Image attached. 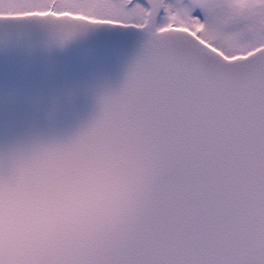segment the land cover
Listing matches in <instances>:
<instances>
[{
  "label": "snow or ice",
  "instance_id": "6c2138e0",
  "mask_svg": "<svg viewBox=\"0 0 264 264\" xmlns=\"http://www.w3.org/2000/svg\"><path fill=\"white\" fill-rule=\"evenodd\" d=\"M30 24L60 44L104 26L147 36L121 90L55 150L110 163L135 211L54 264H264V0H0V25Z\"/></svg>",
  "mask_w": 264,
  "mask_h": 264
},
{
  "label": "water",
  "instance_id": "95a60500",
  "mask_svg": "<svg viewBox=\"0 0 264 264\" xmlns=\"http://www.w3.org/2000/svg\"><path fill=\"white\" fill-rule=\"evenodd\" d=\"M146 39L134 28L104 26L60 44L39 24L0 25V264H54L80 251L16 249L11 242L22 209L55 202L86 178L89 161L81 165L55 150L85 133L104 100L121 90ZM19 154V165L10 167Z\"/></svg>",
  "mask_w": 264,
  "mask_h": 264
},
{
  "label": "clouds",
  "instance_id": "9594fccd",
  "mask_svg": "<svg viewBox=\"0 0 264 264\" xmlns=\"http://www.w3.org/2000/svg\"><path fill=\"white\" fill-rule=\"evenodd\" d=\"M138 200L139 194L125 190L115 167L93 158L87 165L86 178L57 201L21 210L20 231L11 246L40 251L60 246L86 249L100 234L120 228L135 211ZM51 218H55V224L49 222ZM2 243L5 249L9 247L6 236Z\"/></svg>",
  "mask_w": 264,
  "mask_h": 264
},
{
  "label": "rangeland",
  "instance_id": "374dc122",
  "mask_svg": "<svg viewBox=\"0 0 264 264\" xmlns=\"http://www.w3.org/2000/svg\"><path fill=\"white\" fill-rule=\"evenodd\" d=\"M193 14L195 16H198L201 19V21L204 20V14L199 8H197ZM246 23H247L246 21H242L240 23L229 25L227 28V31L228 32H240L245 28Z\"/></svg>",
  "mask_w": 264,
  "mask_h": 264
}]
</instances>
